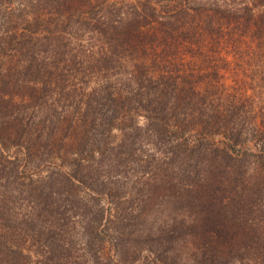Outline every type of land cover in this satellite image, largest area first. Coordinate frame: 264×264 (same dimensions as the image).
I'll return each instance as SVG.
<instances>
[{
	"label": "rangeland",
	"instance_id": "obj_1",
	"mask_svg": "<svg viewBox=\"0 0 264 264\" xmlns=\"http://www.w3.org/2000/svg\"><path fill=\"white\" fill-rule=\"evenodd\" d=\"M141 1L105 0V3L114 2L116 8H106L102 15L109 19L121 17L126 28L127 24L128 28L142 26L148 21L149 9ZM12 2L10 19L13 22L3 24L1 21L4 19L0 17V36L10 25L14 28L9 31L19 36L33 35L37 39L33 41L37 59H43L46 68L48 63L50 66L49 71L36 78L33 76L35 74L26 70L25 62L18 54L17 48H21L23 42L18 41L17 45L3 48L0 51V68L5 74L3 79L5 82L13 81L15 85L0 83V91L5 93L0 101L8 106L15 117L34 121L43 118L45 102L51 108L42 122L47 128L42 129L45 134L36 145L37 152L33 156H27V135L37 125L11 132L8 123L4 124L9 133H18L17 137L12 135L9 140L3 139L5 146L0 156V209H4V213L0 211V232L4 234L8 246L27 251L38 250L44 256L57 257L61 263L97 264L98 261L92 259L85 248L84 229L76 223L87 220L90 209L97 203L105 208L104 225L108 226L109 234L104 236L102 249L103 253L111 255L110 264L118 263L126 256L137 261L138 247L136 249L135 244H126L131 232L143 229L141 236H137L138 246L149 231L157 232L160 228L169 231L172 227L176 231L226 232L231 237L232 264H264V205L253 206L251 211L241 210L234 215L218 216L216 220L212 219V224L210 221L206 224L204 213L208 205L195 204L197 195L193 200L190 196L195 194L196 184H187L184 179L181 180L180 174L186 165L185 138L191 144L203 143L207 139L233 140V144L243 141L241 146L232 145V149L235 153L246 152L241 165L246 171L247 188L251 191L243 195L251 200L256 198L254 192L260 185V177H264V82L257 76L256 58L248 59L239 54L242 48L235 50L233 47L229 48L228 53L221 50L208 57L190 49L170 58L169 63L162 66L167 71L163 89L169 98L172 95L169 91L176 90L178 101L174 106L178 107L183 121H176L177 129L173 123L165 131L161 127H154L156 133L150 134L148 130L152 123L149 115L152 113L149 102L144 99L150 91L148 84L144 81L139 84L133 74L136 72L135 65L140 62L149 67L151 76L159 75V69L150 62L149 65L147 61L138 59L139 53L134 48L117 46L112 49V57L117 61L114 66L95 72L89 70L86 67V51L92 52L95 44L91 43L86 31L69 36V30L66 33L59 30L62 28L59 27L60 23L31 24L28 27L20 25L31 19L29 16L36 10L38 14L47 15L46 8L41 4L35 8L31 4V9L35 10H30L27 2ZM22 6H25L24 11L19 10ZM94 11H99V8L95 7ZM196 20L195 14L190 12L181 23L187 25ZM49 29L50 33L47 32ZM42 35L55 36L59 41L55 40L54 48L50 47L44 43ZM24 51H28L27 48ZM45 65L42 67L45 68ZM77 67L79 70H74ZM170 83L174 87L170 88ZM71 85L79 93L76 100L69 101ZM106 90L118 94L114 104H105L102 100ZM92 93L103 107L97 109L98 104L93 103H90V108L84 106V98L88 100ZM133 93L139 97L137 106H130L127 99ZM36 109L41 114L35 119ZM85 109L96 118V124L89 129L86 144L78 146L82 135L76 121L83 120V113L76 112ZM3 116L4 110H0V119ZM3 134L9 135L2 128L0 135ZM255 136L263 139L258 141ZM93 142L98 143L97 147L108 142V153L112 152L110 147L117 144L120 151L130 152L131 161L109 163L103 158L105 154L101 153V149L88 148L87 145ZM2 157L16 161L19 181H24V184L32 179L33 183H38L44 189L45 194H39L36 190L31 195L21 194V190L15 192L11 187L12 175L6 177L15 168L4 162ZM239 177L240 174L234 175L231 182L237 185ZM91 189L101 191L95 201ZM220 194L236 199L230 188ZM147 197V207H144L141 218L137 217L132 212L138 210L141 199ZM191 219H196V222ZM48 220L52 222L55 238L68 241L65 246L67 251H49L48 234L39 232L41 221ZM69 220L74 224L69 225ZM113 236H118L123 242L119 244L120 247L110 244L115 243ZM145 257L149 260L154 256L149 254ZM174 260L179 261L178 258ZM25 261L26 264L46 263L43 256L29 257ZM99 262L101 264L102 260Z\"/></svg>",
	"mask_w": 264,
	"mask_h": 264
},
{
	"label": "trees",
	"instance_id": "obj_2",
	"mask_svg": "<svg viewBox=\"0 0 264 264\" xmlns=\"http://www.w3.org/2000/svg\"><path fill=\"white\" fill-rule=\"evenodd\" d=\"M19 1L27 2V7L30 10H35L31 9V4L35 8L38 4H41L47 11V15L38 14L37 10L34 11V14L29 16L31 19L29 18L27 21L20 23V25L28 27L31 24H49L53 22V25H57V23H60L59 27L62 28H59V30H63L65 33L69 30V36L73 35V33L81 34L86 31L91 43L95 44L92 52L86 51V56L89 60L86 61V67L89 70L95 72V70H106L108 67L114 66V63L117 61L112 57V49L117 46H125L129 49L134 48V51L139 53L138 59L147 61L148 64L150 62L153 67L159 69V75L151 76L149 67L140 62L139 65H135L136 72L133 74L134 80L139 82V84L143 83L141 81L146 82L150 91V94L144 97L145 101L149 102L150 112L152 113L149 115L152 123L151 128L148 130L150 134L156 133L154 127H161L165 131L173 123L177 129V122L183 121L178 107L174 106L178 101L175 95L176 90L169 91V94L172 93L169 98L163 89L166 85L164 75L167 71L162 69V66L169 63L170 58L181 55L184 50L190 51V49H195L196 54L208 57L207 55H215L221 50L228 53L229 48L232 47L235 50L242 48L239 52L240 55L246 56L248 59L249 57L256 58V73L264 82V0H143L141 3L146 4L149 9L148 21L142 26L135 25L131 28H128L129 24H127V28L125 27L121 17L109 19L105 15H102V11L106 8L111 9L116 6L114 2L105 3V0ZM12 5V0H0V17L2 16L4 19L1 21L3 24L9 22L11 24L13 22L10 19L13 11ZM95 7H98L99 11L95 12ZM19 10L24 11L25 6L20 7ZM190 12L195 14L197 20L183 25L184 23L181 22ZM67 23L69 25H66ZM10 26L9 29L14 28L13 25ZM9 29L7 27V31L4 32L5 34L0 36V41H2V44L0 42V51H3V48L9 47L12 44L17 45L18 41H21L24 45L17 49L19 50V56L25 62L24 67H26V70L35 74L33 76L36 78H39L38 75L45 73L44 71H49L50 63H48V68H46V63H43V59H37L33 46V41L37 40L36 37H33L29 33L19 36L13 31L10 32ZM47 32L50 33L51 30L49 29ZM42 36L44 43L53 48L56 45L54 44L55 40L59 41L55 36ZM59 43L62 45L61 42ZM68 43L70 44V42ZM24 48H27L28 51H24ZM0 65H2V61ZM43 65H45V68H43ZM74 70H79V67ZM2 73L0 68V83L15 85L13 81L5 82L3 79L5 74ZM78 73L81 75L80 71ZM168 86L172 88L174 84L170 83ZM21 89L23 88L21 87ZM190 91L192 92V90ZM112 92L114 91L110 92L106 90L104 92L105 95H102V100L105 104H114L116 101L118 94L115 95ZM78 93L79 90L71 85L69 87V101L76 100ZM4 94L3 91H0V99ZM137 95V93H133V96L127 98L130 106H137L139 104V97ZM97 98L94 93L89 94L88 100H85V98L83 100L84 106L90 108V103H93V105L98 104L97 109H99L102 105ZM41 105H44V103ZM50 108L51 105L45 102L43 118L34 121L32 119L15 117L16 115L12 114L8 106L0 101V110H4V116L0 119V132H2L3 128L9 134L0 135V156L5 146L3 139L9 140L11 139L9 136H18V133H9L6 126H4L5 123H8V128L11 132L37 125L30 132L33 134L30 135L29 133L27 135L29 140L27 156H33L37 152L36 145L45 134V131L42 129L44 127L47 128V126L42 124V122L47 118V111ZM80 111L83 113V118H81L83 120L76 121L80 135H82L78 146H83L84 143L86 144L89 129L93 128L96 124V118L92 117L86 109L78 110L76 113ZM122 113L124 112L122 111ZM39 114L41 112L36 109L35 119ZM116 116L119 115L117 114ZM255 139L260 141L263 138L255 136ZM232 141L207 139L203 143L191 144L185 138L183 142L186 165L180 171L181 180L184 179L187 184H196L194 187L197 190H194L195 194L193 193L190 198L193 200L197 195L195 199L197 206L208 205V210L204 213L206 224H208V221L212 224V219L216 220L218 216L234 215L241 210L251 211V207L253 206L264 205L263 176L260 177V185H257L258 187H256V191L254 192L256 198L254 197L251 200L250 197L243 195L251 191L249 187L247 188L246 171L243 170L241 165L242 156H245L246 152L235 153L232 145L241 146L243 141L234 144ZM108 145L109 143L106 142V144L97 147L98 143L93 142L87 146L92 150H96L95 147L101 149V153L105 154L102 155L103 158L109 163L123 164V161H131L129 151H120L118 145L114 144L110 147L112 152L108 153ZM3 160L10 167L15 168L11 173L6 174V177L9 174L12 175L13 186L11 187L15 192L21 190V194L31 195L33 190H36L39 194H45L44 189L38 183H33L32 179H28L24 184V181L18 180L16 161L4 158ZM237 174H240V177L236 181L238 183L236 185L231 182L233 179L231 177ZM227 188H230L231 194L236 199L220 194L221 192H225ZM91 190L95 194L92 195V199L95 201L101 191L100 189ZM241 196L242 198L239 199ZM148 199V197L141 199V206L132 213L141 218L142 212L145 210L144 207L148 204ZM93 206V209L89 211L90 217L87 219L88 221L81 220V223H76L81 224V228L84 229V244L86 245L85 248L88 255L98 261L99 264V260H102L101 264H110L111 255L103 253L102 249L104 236L109 234L108 226L104 225L105 208L97 205V203H94ZM0 211L4 213L3 208ZM146 211H148V208ZM64 221L66 223V220ZM191 221L196 222V219H191ZM73 224L74 221L69 220V225ZM160 229H157V232L149 231L148 235L143 239V243L138 246L137 236H141L143 229H139L134 233L131 232V237L127 239L126 244L130 243L131 246L135 244L136 249L138 247L136 250V253H138L136 255L137 261L135 262L136 259L132 260L133 258L126 256L123 260L117 261L118 263L113 262L112 264H232L233 250L230 243L231 237L229 238L226 232L217 231L215 234H212L213 232L210 233L207 230H205L206 232L197 230L184 231L182 229H177L178 231H176L173 227L169 231ZM39 232L42 235L48 234L49 241H47V244L49 245V251L52 249L67 251L65 246L68 245V241L64 238H55L54 234H52L55 231L50 220L47 222L41 221ZM57 235L59 234L57 233ZM113 241L115 243H110L112 246L120 247L119 244H123V242H120L118 236H113ZM143 251L146 254H142ZM149 254L154 256L153 259L150 258L148 260L145 257ZM37 256H43L44 260H46V263L42 261V264H66L58 262L57 257L44 256V254L38 253V250L27 251V249H20L18 247L13 249L8 246L4 234L0 232V264H26L25 260L27 258H36ZM174 258H178L179 261L175 262Z\"/></svg>",
	"mask_w": 264,
	"mask_h": 264
}]
</instances>
